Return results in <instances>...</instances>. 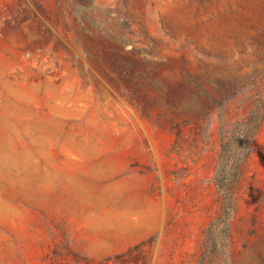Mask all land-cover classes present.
<instances>
[{"label": "rangeland", "instance_id": "374dc122", "mask_svg": "<svg viewBox=\"0 0 264 264\" xmlns=\"http://www.w3.org/2000/svg\"><path fill=\"white\" fill-rule=\"evenodd\" d=\"M261 107L264 0H0V264H264Z\"/></svg>", "mask_w": 264, "mask_h": 264}, {"label": "trees", "instance_id": "16d2710c", "mask_svg": "<svg viewBox=\"0 0 264 264\" xmlns=\"http://www.w3.org/2000/svg\"><path fill=\"white\" fill-rule=\"evenodd\" d=\"M264 120V107L240 120L228 129L220 131V155L213 176V184L222 196L223 210L208 229V234L223 235L229 231V220L236 209L233 190L240 180L243 170L251 157L253 142ZM228 127V126H227ZM222 242H219V246Z\"/></svg>", "mask_w": 264, "mask_h": 264}]
</instances>
